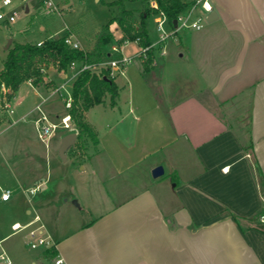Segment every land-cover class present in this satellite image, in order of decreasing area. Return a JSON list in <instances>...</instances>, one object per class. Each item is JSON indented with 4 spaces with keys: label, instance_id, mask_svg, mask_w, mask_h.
Wrapping results in <instances>:
<instances>
[{
    "label": "crops",
    "instance_id": "0c3cea01",
    "mask_svg": "<svg viewBox=\"0 0 264 264\" xmlns=\"http://www.w3.org/2000/svg\"><path fill=\"white\" fill-rule=\"evenodd\" d=\"M211 2L202 30L178 36L161 58L156 51L149 71L141 58L131 61L114 80L116 105L105 97L84 113L95 151L86 159L67 152V162L95 165L107 209L68 232H47L66 264H264V0ZM122 37L107 51L122 55ZM244 94L249 103L237 108ZM157 167L164 175L154 178ZM72 197L62 210L78 217ZM12 200L0 193V203ZM29 203L24 225L38 216L46 228L50 203Z\"/></svg>",
    "mask_w": 264,
    "mask_h": 264
},
{
    "label": "rangeland",
    "instance_id": "374dc122",
    "mask_svg": "<svg viewBox=\"0 0 264 264\" xmlns=\"http://www.w3.org/2000/svg\"><path fill=\"white\" fill-rule=\"evenodd\" d=\"M53 1L56 4V9L50 15L46 14L44 0H13L10 8H0V13L16 11L19 14V18L13 24L0 20V72L4 67L3 62L7 53L16 43L36 44L72 35L73 39L80 44L81 49L92 50L95 32L109 24L118 12L116 6H110L115 0ZM209 1L212 3L211 0ZM126 7L135 12L133 21L139 25L142 12L140 4L128 3ZM200 8L198 9L199 12L201 11ZM193 18L196 19L197 15H194ZM159 19V16L152 15L147 20L150 41L156 45L161 40L157 24ZM203 23L207 24V21ZM41 27H44L45 30L42 31ZM112 28L117 30L116 25H113ZM165 29L168 31L167 28ZM117 33L118 31H116V38L121 32ZM195 33H197L195 30L183 29L178 36L184 37L185 34L190 36ZM10 41L12 43L9 45ZM173 42V39L166 42V51L169 50L170 45H174ZM112 44H109L108 48L111 49ZM139 51L138 44L132 42L124 46L122 55L112 52V50L109 53L111 52L114 59L127 58L133 62L132 64L138 66L141 60L136 53L138 54ZM173 52H169L170 57L174 55ZM161 57L159 55V58ZM39 69L41 71H38ZM34 71L35 73L37 71L42 73L44 77L43 83L38 87L33 86L28 79L24 80L16 89L5 86L7 90H12V94L7 95V99L11 102L13 115L6 113L4 109L5 92L4 87L1 88L0 193L2 194L4 190L11 191L13 200L8 204L0 203V242L9 255L12 264H54L53 258L44 256L43 248L31 249L28 238L30 229L18 233H14L12 230L14 222H19L21 225L25 224L27 216L24 209L25 207L30 208L32 204L29 203V199H32L33 204L36 203V200L39 201V198L45 199L46 204L50 203L52 209L44 212V216L42 215L43 220H45L43 223L46 224V235H48L47 232L54 231L56 226L60 228V231L68 232L75 226L91 221L107 209V206L102 204L103 200L105 202L102 191L103 177L100 174L98 179L91 174L92 167L95 165L88 161L83 163V166L84 164L87 165L86 174H83L81 172L83 166L80 167L79 162L70 156L68 162H64L61 158L59 152L61 138L68 131L59 127L54 131L47 144L39 139L36 121L41 117V113L38 107L42 109L50 123L58 124L61 122L62 117L67 114L66 100L72 97L73 81L67 82V84L65 82L66 86L62 90V96L52 93L61 84L60 75L64 74L67 78H71V73L68 71L66 73L60 72L53 64L42 67L35 66ZM34 71L31 74L33 76ZM35 89L44 91L40 93ZM105 97L109 98V102L110 95ZM44 98L50 100L46 102ZM248 99L249 95L246 94L237 96L233 104L238 105L237 108H239L247 105ZM246 109L243 110L245 115L243 118L245 119L248 118ZM232 111L240 114V110L232 109ZM96 119L101 121L102 116H98ZM95 144V141L84 140L82 142L80 140L76 146L68 150V153L74 152L75 157L86 159L89 154L95 151ZM87 183L93 184L90 191L83 189ZM37 186H39V192L33 198L26 193L27 189ZM89 194L93 195L92 199L87 197ZM72 195H76L82 208L80 213H77L78 217H75L71 212L62 210L66 199H69L71 203L77 200H72ZM91 203L94 205V210L90 212L86 206L87 204L91 205ZM35 213H33L32 218L36 216Z\"/></svg>",
    "mask_w": 264,
    "mask_h": 264
},
{
    "label": "trees",
    "instance_id": "16d2710c",
    "mask_svg": "<svg viewBox=\"0 0 264 264\" xmlns=\"http://www.w3.org/2000/svg\"><path fill=\"white\" fill-rule=\"evenodd\" d=\"M128 3H139L142 9L141 21L136 25L133 21L135 12L127 9ZM159 7L155 10L152 4ZM110 6H116L118 12L111 22L94 34V46L92 50H75L65 44L66 36L58 40H47L42 46L38 44L26 43L16 44L9 52L3 62V70L0 72V97L2 86L18 88L26 79L31 80L33 86L38 87L43 83V75L35 73V66H48L49 64L63 73L69 70L72 63H83L87 65H100L109 58L107 46L116 40V31L112 28L116 25L123 37L118 42L123 46L125 42H135L140 39V47L151 45L147 20L150 16L162 12L166 15L171 27L175 28L174 21L177 18L191 11L194 7L193 0H115ZM154 64V52L147 53V60L144 61V70L149 71ZM34 71V76L31 75ZM107 79V80H106ZM106 95H110L111 105H116L118 99V89L114 80L109 77V70L103 69L102 73H92L86 71L82 73L73 84L72 90V110L70 112L73 123L80 132L79 141H95L96 135L89 124L85 121L84 113L104 102ZM79 144V143H78ZM44 256L55 259L57 251L55 247L46 249Z\"/></svg>",
    "mask_w": 264,
    "mask_h": 264
},
{
    "label": "built area",
    "instance_id": "2783aa9c",
    "mask_svg": "<svg viewBox=\"0 0 264 264\" xmlns=\"http://www.w3.org/2000/svg\"><path fill=\"white\" fill-rule=\"evenodd\" d=\"M193 1H194L193 9L185 14L180 15L177 18L176 20L177 24L175 28L171 27L164 13L159 12L158 14H156L157 16L160 17V19L157 21V24H158V32L161 35L160 37L161 40L157 45L151 43L150 46L143 48V47H140L139 45L140 39H137L134 43L138 44V46L140 47V51L138 52L139 58H141L143 61H146L147 53L150 51L154 53L156 51H159L161 56H165L166 42L169 39H173V40L177 39L178 34L181 30L190 29V30L200 31L204 28L205 24L203 22L208 21V17L212 13V7L210 4V1L209 0H193ZM43 3L45 6L47 15H50L52 12L55 11L56 4L54 3L53 0H44ZM12 4H13V0H0L1 9H8L12 6ZM152 7L155 10L159 9L156 3H153ZM199 7H201L202 10L206 13L205 16L197 14L198 13L197 10ZM194 15H197L196 19L193 18ZM18 18H19V14L16 11H12L10 13H5V12L0 13V20L6 21L11 24L15 23ZM165 28H167L169 32L166 31ZM43 43L44 42H40L37 44L38 46H42ZM129 43H132V42H129V41L125 42V44H129ZM65 44L75 50L81 49L80 44L73 39L72 35L66 36ZM112 51L115 53L120 52L118 47H114ZM130 62H131L130 59L122 57V59L110 58L107 62H104L100 65H95V66L93 65L91 66V65H87L83 63H72L68 70V72H70L72 76L71 78L68 79L67 82L73 81V84H74V82L78 79V77L86 71H90L92 73H97L98 75H100L103 69L109 70V77L112 80H116L118 75H123L125 73V69L127 65L130 64ZM42 72H44L43 69H42ZM30 82L32 83L31 80ZM66 84L64 83V84L59 85L57 88L53 90L52 94L62 96V90L65 88ZM3 87H4L3 90L5 92L4 109L6 110V113L13 115L14 111L11 109V102L10 100L7 99V95H11L12 90H7L5 86ZM72 104H73L72 97L66 100L65 107L67 109V114L62 117L61 122L58 124L50 123L48 117L45 115L42 109L38 107V110L41 113V117L36 121V125H37L39 139L43 143L47 144L48 140L50 139L54 131H56L59 127H62L63 129L67 130L68 134L76 133L79 137L80 132L75 126V124L73 123V120L70 114L72 110ZM38 192H39V187H35V188L29 189L26 191V193H28L30 196H35ZM11 198H12L11 191L5 190L2 192L1 200L3 202H9ZM40 221H41L40 218L36 216L34 221L28 225H21L19 223L13 224L12 230L14 231V233H18V232H22V231L30 229L28 232V238H29V245L31 249L33 250H37L40 248H43L44 250H46L52 247H56L52 238L46 235L45 228L42 224H40ZM261 222L264 223V216L261 217ZM0 264H12L9 258V255L3 248L1 242H0ZM54 264H66V262L64 261V259L58 256L54 259Z\"/></svg>",
    "mask_w": 264,
    "mask_h": 264
},
{
    "label": "water",
    "instance_id": "95a60500",
    "mask_svg": "<svg viewBox=\"0 0 264 264\" xmlns=\"http://www.w3.org/2000/svg\"><path fill=\"white\" fill-rule=\"evenodd\" d=\"M213 15L214 14H212V16H210V18L208 19L209 21H211L213 19ZM176 24H177V21H174V25L175 26H176ZM11 43H12V41H10L9 45ZM77 139H78V135L76 133L67 134L63 138L62 145H61V148H60L59 152H60V156H61V158L63 159L64 162L67 161V152H68V150L76 145ZM152 175H153L154 178H159V177L163 176L164 175L163 167H157L156 169H154Z\"/></svg>",
    "mask_w": 264,
    "mask_h": 264
}]
</instances>
